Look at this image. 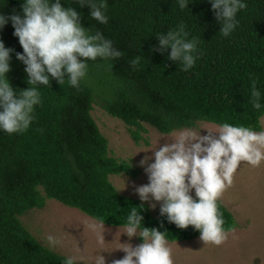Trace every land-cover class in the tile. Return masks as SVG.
Masks as SVG:
<instances>
[{
    "label": "trees",
    "instance_id": "16d2710c",
    "mask_svg": "<svg viewBox=\"0 0 264 264\" xmlns=\"http://www.w3.org/2000/svg\"><path fill=\"white\" fill-rule=\"evenodd\" d=\"M22 0H0V13H20ZM235 29L219 34L208 0H192L180 10L176 0H105L106 24L89 15L87 5L61 0L79 14L81 25L99 31L121 56L87 61L86 78L79 88L50 78L40 85L41 103L34 106V120L23 133L0 132V264H60L64 257L50 253L24 226L20 216L42 208L48 200L79 210L94 220L123 227L129 209L142 202L120 194L110 176L135 177L131 161L110 155L109 143L94 121L95 99L111 116L121 120L135 140L147 124L163 134L194 127L199 122H227L253 130L262 129L264 117V0H245ZM183 25L186 39L197 41L194 66L181 70L178 61L162 51L158 34ZM0 40L10 53V85L26 89L24 65L15 58L22 52L11 23L0 29ZM139 57L135 68L129 63ZM86 59V58H85ZM261 92V108L249 103L251 80ZM224 227H235L233 214L217 202ZM145 226L165 232L169 242L199 237L192 226L177 228L151 213L144 203ZM161 222L163 225L161 226ZM227 232V231H226ZM76 264H86L76 262Z\"/></svg>",
    "mask_w": 264,
    "mask_h": 264
},
{
    "label": "clouds",
    "instance_id": "9594fccd",
    "mask_svg": "<svg viewBox=\"0 0 264 264\" xmlns=\"http://www.w3.org/2000/svg\"><path fill=\"white\" fill-rule=\"evenodd\" d=\"M191 2L176 0L180 10L188 8ZM208 2L215 18L221 22L219 34L229 36L238 23L237 13L246 7L245 0ZM77 3L81 7L87 5L90 17L99 24L108 22L105 0H77ZM9 22L22 47V52H15V58L24 65L29 87L17 91L10 85L6 73L10 70V53L14 49L5 47L0 40V132L18 134L29 128L34 120V106L41 103L38 86H48L50 78L58 84L66 80L78 89L86 78L87 61H95L97 57L105 61L122 54L99 31L90 34L81 25L78 12L62 6L61 0H22L20 13H0V29ZM187 35L182 24L166 34H158L160 50L170 48L168 58L178 61L183 71L191 69L196 59L197 41L186 39ZM138 60L136 57L129 63L135 68ZM260 99L261 92L252 79L249 103L254 109H260ZM201 129H206V134H200ZM168 136L171 142L163 143L152 151L150 158L145 156L138 162L148 182L134 186V193L142 203L129 209L123 233L129 239L139 237L141 243L121 244L117 249L124 255L113 259L111 264H172L165 232L143 223V202H148V207L153 209L156 207L153 202L159 203V215L177 228L192 226L204 245H221L231 228L224 227L218 197L232 184L233 174L241 162L255 167L264 161V130L222 122L214 129L187 127ZM44 240L48 251L55 252L60 241L51 234ZM60 264H76V257L64 256ZM94 264H105L104 257L98 255Z\"/></svg>",
    "mask_w": 264,
    "mask_h": 264
},
{
    "label": "rangeland",
    "instance_id": "374dc122",
    "mask_svg": "<svg viewBox=\"0 0 264 264\" xmlns=\"http://www.w3.org/2000/svg\"><path fill=\"white\" fill-rule=\"evenodd\" d=\"M91 115L108 140L110 155L131 161L138 170L135 177L112 175L110 181L120 194L139 200L134 193V186L148 181L138 162L142 157L150 158L152 151L163 143L171 142L172 138L168 135H174L181 129L163 134L144 124L145 131L140 134L139 140H135L130 129L121 120L109 115L98 99L92 104ZM261 124V130H264V117ZM216 126L199 122L194 128L214 129ZM206 131L201 129L200 134H206ZM191 194L194 195V192ZM217 202L233 214L235 227L226 232V238L219 246L204 245L199 237L182 242L166 241L172 264H264V161L255 167L241 162L233 174L232 184L225 188ZM143 203L148 206V202ZM153 203H156V207L149 209L152 214L159 215V203ZM20 220L44 246L47 247L44 237L51 234L60 241L56 253L74 256L76 262L86 264H94L98 255L104 257L105 264H111L113 259L123 257L124 252L117 249L121 244L135 246L141 243L139 237L129 239L123 233V227L102 224L56 200H48L44 207L25 212Z\"/></svg>",
    "mask_w": 264,
    "mask_h": 264
}]
</instances>
